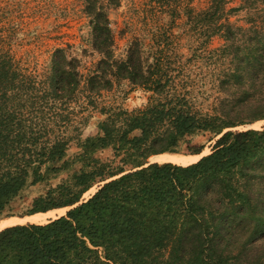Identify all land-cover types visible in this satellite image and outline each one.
I'll use <instances>...</instances> for the list:
<instances>
[{
	"label": "trees",
	"instance_id": "obj_1",
	"mask_svg": "<svg viewBox=\"0 0 264 264\" xmlns=\"http://www.w3.org/2000/svg\"><path fill=\"white\" fill-rule=\"evenodd\" d=\"M86 8L101 54L86 74L64 47L30 72L0 31V222L67 209L1 229L0 264H264V125L237 129L264 120V0L232 9L211 0L199 16L207 38L224 43L195 52L174 75L139 40L117 59L106 12L98 0ZM240 11L246 24L231 20ZM121 78L149 101L102 107L97 134L84 137L73 98L84 91L93 101ZM197 134L214 141L197 162L149 161L179 153ZM105 150L112 155L98 156ZM33 186L41 191L31 208L14 216V202Z\"/></svg>",
	"mask_w": 264,
	"mask_h": 264
},
{
	"label": "rangeland",
	"instance_id": "obj_2",
	"mask_svg": "<svg viewBox=\"0 0 264 264\" xmlns=\"http://www.w3.org/2000/svg\"><path fill=\"white\" fill-rule=\"evenodd\" d=\"M98 2L108 16L114 37L113 51L117 59L126 58L131 43L139 40L145 52L154 49L157 58L165 62L166 72L174 75L179 73L181 64L195 52L202 54L224 43L221 36L207 38L205 32L207 20L199 16L210 7L211 0H98ZM240 5L241 0H228V9ZM247 19L246 11L231 14V20L241 25L246 24ZM0 31L7 36L6 50H9L15 60L30 72H42L51 62L55 50L61 47L66 48L70 56L78 58L80 68L85 74L94 69L97 61L101 59V54L93 46L91 15L87 12L86 0H0ZM197 60L195 61L198 62ZM201 61L199 64H202ZM78 95V98H73L71 102V112H74L72 121L81 128L84 137L97 134V123L102 118L100 113L102 107L122 106L134 110L145 106L150 97V94L141 87L122 78L114 79L109 90L93 95L91 98L93 101H89L84 91ZM263 125L264 120H261L238 126L237 129L261 128ZM210 139V134L188 137L180 145L179 153H162L149 160L160 163L178 162L180 165L194 163L185 162L183 158L199 156L196 159L198 161L202 156L209 154L214 143ZM202 145L204 146L202 154H191L192 148ZM77 151L78 147L74 143L67 158L72 157ZM163 154L165 156H161ZM111 155L110 150L98 154L102 158ZM40 191L38 186H33L22 198L16 200L12 207V211L16 213L14 216L25 214L31 208L32 199ZM93 192L94 190H91L86 196ZM54 211L57 212H54L53 216L45 215V218H39L37 221L27 219L33 215L5 217L0 222V227L28 222L45 223L66 212L60 209Z\"/></svg>",
	"mask_w": 264,
	"mask_h": 264
},
{
	"label": "bare ground",
	"instance_id": "obj_3",
	"mask_svg": "<svg viewBox=\"0 0 264 264\" xmlns=\"http://www.w3.org/2000/svg\"><path fill=\"white\" fill-rule=\"evenodd\" d=\"M161 156H165V154H163V155H161ZM167 156H169V155H167ZM171 156V155H170ZM205 156V155H204ZM171 157H176V155H172ZM199 156H196V157H184L183 158V160L185 161V162H187V161H190V162H195V161H197L196 159L198 158ZM203 157V156H202ZM159 158V157H158ZM162 158V157H161ZM194 158V159H193ZM156 159H157V157H156ZM176 159V158H175ZM154 160V159H153ZM160 161V160H159ZM151 162H154V161H151ZM163 163V162H162ZM178 163V162H177ZM60 210H62V211H66L67 209L66 208H64V209H60ZM54 212H57V211H49L47 214H36V215H33V216H30V217H27V219H31V220H38L39 218H45L46 216L45 215H47V216H53V214H54ZM12 220V219H11ZM40 221V220H39ZM27 222V221H26ZM15 223V222H14ZM21 223V222H20ZM36 223V222H35ZM11 224H8V226H10ZM12 226V225H11ZM2 228H4V227H0V230L2 229Z\"/></svg>",
	"mask_w": 264,
	"mask_h": 264
},
{
	"label": "water",
	"instance_id": "obj_4",
	"mask_svg": "<svg viewBox=\"0 0 264 264\" xmlns=\"http://www.w3.org/2000/svg\"><path fill=\"white\" fill-rule=\"evenodd\" d=\"M150 162H151V160H149ZM151 163H153V162H151ZM59 217V216H58Z\"/></svg>",
	"mask_w": 264,
	"mask_h": 264
}]
</instances>
